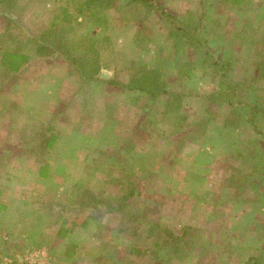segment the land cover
Here are the masks:
<instances>
[{
  "label": "rangeland",
  "instance_id": "374dc122",
  "mask_svg": "<svg viewBox=\"0 0 264 264\" xmlns=\"http://www.w3.org/2000/svg\"><path fill=\"white\" fill-rule=\"evenodd\" d=\"M100 1L0 0V264L263 260L264 0Z\"/></svg>",
  "mask_w": 264,
  "mask_h": 264
},
{
  "label": "trees",
  "instance_id": "16d2710c",
  "mask_svg": "<svg viewBox=\"0 0 264 264\" xmlns=\"http://www.w3.org/2000/svg\"><path fill=\"white\" fill-rule=\"evenodd\" d=\"M95 0H90V2L93 4ZM108 0H101L99 3L101 5H97L99 8L105 7V4H102L103 2L107 3ZM144 1V0H143ZM141 2V0H140ZM147 2V1H146ZM144 2V3H146ZM163 15H166L168 17H171L170 15L165 14L164 12H162ZM202 15V14H201ZM203 17V15H202ZM205 17V15H204ZM201 19V17H200ZM199 21H197L198 23ZM203 24V23H202ZM181 26V25H180ZM198 29H202L204 30V26H195L193 32L190 31L189 27L185 26V27H177L176 33L174 35H176V37L178 38L177 42L179 43H184L188 46H190L194 51H195V56H196V62L197 63H201L206 66L210 65L209 59L211 58V54L208 51V48L206 46L207 41L204 39V36L199 37V35L197 34V30ZM199 31V30H198ZM206 31V29H205ZM213 67H215V70H213L214 74L217 77H221L220 74L225 75L224 74V70H225V65L220 64L218 62H214V64L212 65ZM201 68V67H200ZM159 72L157 71H149L147 73H144V75H142V77H137L134 82H133V86H131L132 88L138 89L139 91H146L147 94H149L150 96L152 95L151 98L153 99H157V98H161V97H165L163 95L168 94V96H170V100H167L168 104L170 102H172L174 100V96L176 94L171 93L167 90V85L163 82L159 80ZM221 88V87H220ZM221 92V91H220ZM168 99V98H167ZM204 134V132L202 133ZM201 134V135H202ZM187 235H189L187 233ZM253 264H264L263 260H261L259 258V256H253L252 259Z\"/></svg>",
  "mask_w": 264,
  "mask_h": 264
},
{
  "label": "built area",
  "instance_id": "2783aa9c",
  "mask_svg": "<svg viewBox=\"0 0 264 264\" xmlns=\"http://www.w3.org/2000/svg\"><path fill=\"white\" fill-rule=\"evenodd\" d=\"M21 263L26 264H45L46 255L45 252L42 251H34L26 254L23 258L19 259Z\"/></svg>",
  "mask_w": 264,
  "mask_h": 264
}]
</instances>
